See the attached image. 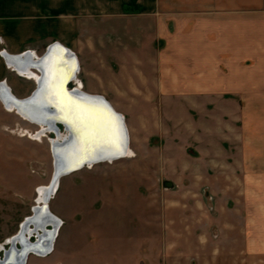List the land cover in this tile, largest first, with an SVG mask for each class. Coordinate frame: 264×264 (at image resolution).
Segmentation results:
<instances>
[{
    "label": "rangeland",
    "instance_id": "rangeland-1",
    "mask_svg": "<svg viewBox=\"0 0 264 264\" xmlns=\"http://www.w3.org/2000/svg\"><path fill=\"white\" fill-rule=\"evenodd\" d=\"M90 19L84 14L83 43L69 44L82 60L77 85L91 76ZM101 93L126 117L131 154L60 177L48 201L59 218L82 217V237L91 249L84 261L208 263L219 251L226 264H264V250L256 254L264 247V108L247 109V94H210L172 107L168 94ZM258 99L264 104L263 93ZM5 109L0 107V244L31 214L53 168V133L39 137L40 126ZM104 233L114 258L93 237ZM54 250L47 257L30 253L25 264H54Z\"/></svg>",
    "mask_w": 264,
    "mask_h": 264
},
{
    "label": "crops",
    "instance_id": "crops-1",
    "mask_svg": "<svg viewBox=\"0 0 264 264\" xmlns=\"http://www.w3.org/2000/svg\"><path fill=\"white\" fill-rule=\"evenodd\" d=\"M84 14L91 17V76L78 79L85 92L104 96L123 115L129 139L124 113L101 92L168 94L172 107L210 94H247L251 97H242L247 109L264 108L257 100L264 94V0H0V50L39 56L55 41L69 48L71 42L83 43ZM104 58L112 61L105 68L100 66ZM2 80L16 98L36 86L34 77L8 66L0 54ZM135 104L141 109L145 103ZM5 106L0 100L6 111ZM69 216L60 217L54 264H97L83 259L91 249L82 237V217ZM93 237L114 256L106 233ZM68 257L74 261L68 263ZM209 259L191 264H226L219 251Z\"/></svg>",
    "mask_w": 264,
    "mask_h": 264
},
{
    "label": "water",
    "instance_id": "water-1",
    "mask_svg": "<svg viewBox=\"0 0 264 264\" xmlns=\"http://www.w3.org/2000/svg\"><path fill=\"white\" fill-rule=\"evenodd\" d=\"M53 45H58V46L61 45L62 47L69 49L68 47L56 41L52 42L46 47L45 51L38 58L39 61H37L39 62L37 64V67H40V69L42 70L40 80L38 81V83H36L35 88L32 90V92L29 95H27L24 98H16L14 95L11 94L8 86L5 85V83H3V80L0 81V100L2 103H4L3 101H5V99L11 98L12 101H14L16 105L21 107V109L22 108L25 109L26 112L30 113L31 115L38 116V118L41 121H43L41 123H44V124L49 123L51 129L55 133L58 132V126H61V125L63 126L62 127L63 130H68L69 132L67 137L62 138L61 140L56 139L53 145H51L53 168H52V176L48 183L49 186H52L59 177L64 176L68 173H71L72 171H75L81 168L83 165H88V163L93 164V163L102 162V161L103 162L109 161V160L111 161V160H115V159L123 157L124 155H126L125 148L129 144L128 131H127V127H126L123 115L120 112L116 111L104 96L100 94L88 93L81 89H76V88L66 89L65 88V96L69 100L73 101L74 104L83 103L86 107H94V108L104 110L108 115L113 116V118H115V120L118 121L119 126L121 127L123 131L122 143L119 149L108 147L103 144H97V145H94V148L92 149L91 154H89L85 158L77 159V153H80L81 151L80 150V143L82 142L81 136H78V131L76 127L72 125L71 122L69 123L65 119V117L63 116H62L63 118L61 117V110L56 108L54 103L47 99V95H48L47 93L50 90V84L48 83H50V78H51L48 72L50 71V68L52 67V65L55 64V62L52 59V54H51L53 51V48H52ZM21 56L32 59L31 51H24L23 53H19V54H9V53L3 52V58L5 59V62L7 65L9 64L8 60L10 58L17 59V58H21ZM67 58L71 60L72 63L74 62V65L71 66V72L75 74V72L78 71V65H77L78 61H77L75 53L69 50ZM74 74L66 81V84L73 79ZM32 121H35V120H32ZM35 122L39 123L37 121ZM69 156L74 157V159L72 158L69 159ZM49 197H50V194L46 196L45 198L46 203L44 202L42 203V205L40 206V210L37 214H35L34 212V209L36 207V205H34L32 207L31 215L26 216L24 220L20 223V227L18 231L16 232L15 236L20 237V235L23 234L22 236L25 237V239L22 241V243L24 245L25 244L26 245L36 244V242L39 241V237L43 235L42 233L41 234L38 233V229H40L38 228L39 226H37V228H34L33 226L34 223L31 221L28 224V226L32 224V228H31L32 233H35L37 235V241L30 242L28 238L25 236L24 233L26 232V230L23 231L22 226L28 221V219L34 218L35 215L45 214L46 216H48V215L53 214L49 211L48 204H47ZM44 231L47 232L50 230L44 228ZM48 239H51V237H49ZM22 243L20 244L21 248H17L15 245V242H14V245L12 243V244H9L8 248H3V256L0 258V261L4 259L6 252H10L14 250L17 252V256L19 257V259H17V261L13 263L16 264L18 262L17 264H19V262H23L26 259L27 254L31 251L33 252V250L31 248H28V246L27 248L24 247ZM47 252L49 251H46L44 253L46 254ZM8 254L11 255V252ZM8 261L9 260H7V263H9Z\"/></svg>",
    "mask_w": 264,
    "mask_h": 264
},
{
    "label": "bare ground",
    "instance_id": "bare-ground-1",
    "mask_svg": "<svg viewBox=\"0 0 264 264\" xmlns=\"http://www.w3.org/2000/svg\"><path fill=\"white\" fill-rule=\"evenodd\" d=\"M59 46L58 45H53L52 46L53 51H52L51 54H52V59L55 62V64L52 65V67L50 68V71L48 72L50 77H51L50 78V83H48V84H50L51 87L59 86L60 88H62L64 94H65V88L66 89L76 88V89L83 90V87L80 86L81 84L77 85V81H76L77 80L76 74L79 71V64L78 63H77L78 71H76L75 74L71 72V66L74 65V62L72 63V61L67 58L69 50H71V49L69 47H68L69 49H66V48L62 47L61 45H59ZM4 53H6V52L4 51ZM39 57H40V55L38 56V55H34L33 54L32 55V59H29V58L23 57V56H21V58H17V59L10 58L8 60V62H9L8 66L11 65L17 72L24 73V74H27V75H29L31 77H34L35 80H36V81L34 80L35 81V85H36V83H38V81L40 80L41 71H42L40 69V67H37V64L39 63V62H37V61H39V59H38ZM76 58H77V56H76ZM31 64H33V65H31ZM29 68H34L35 71L36 70L37 71L36 72L35 71H30ZM73 74H74L73 79L66 84V81ZM74 82H75L76 85L70 86V84H72ZM79 82L80 81L78 80V83ZM3 83H5V80H3ZM47 99L49 101H51V98L48 95H47ZM65 99L69 100L66 96H65ZM3 102H4L3 104H5L7 106V107L6 106L5 107L7 109L9 108L8 109L9 112H16V114H18L24 120L29 121L31 123H34V124H37L38 126H40V129H39L40 132L37 133V136L40 137L45 132H47V131L50 132L52 130L50 125H49V123H45V124L41 123L43 121H41L38 118V116L31 115L30 113L26 112L25 109H23V108L21 109V107L16 105L15 102L12 101L11 98L5 99V101H3ZM54 105L56 106V108L61 110V117L62 116L65 117V119L69 123L71 122L72 125H74V118H76L79 115V113L71 112V113H73V114H71L67 109H64L63 106H59L58 107L57 103H54ZM78 105H82L84 109H87V111L84 113V116L90 123H94L96 121H104V120H107V119H115V118H113V116L108 115L102 109H98V108H94V107H86L83 103L82 104H78ZM32 120H35V121H37L39 123H36L35 121H32ZM62 127H63L62 125H61V128H60V126H58V132L57 133H55L53 130L51 131L53 133V136L49 138V141H50L51 145H53V143H54V141L56 139L57 140H61L62 138L67 137L69 132H68V130H63ZM78 136H80L79 132H78ZM97 144H99V143L94 142V141H85V140L82 139V142L80 143V150L81 151H80V153H77V159L85 158L86 156L91 154L92 153V149L94 148V145H97ZM129 148L130 147H129V144H128V146L125 148L126 155H124L123 157L127 156V154L128 155L131 154V149L129 150ZM71 158L74 159V157L69 156V159H71ZM111 161H113V160H111ZM97 163H99V162H97ZM93 164H95V163H93ZM93 164L88 163V165H83L81 168L88 167V166H91ZM58 179L56 180V182L52 186L47 185L44 189H40L38 191L40 198H38L37 201H36V207L34 209L35 214H37L39 212L40 206L42 205V203L43 202L46 203V201H45L46 196L50 194V197H51V195L56 191L57 184H58ZM50 197H49V199H50ZM48 201H47V204H48ZM51 215H48V216H46L45 214L35 215L34 218L28 219V221L22 226V230L23 231L26 230V232L24 234H25V236L27 238H28V236H31V233H32V229H31L32 228V224H30L29 226H28V224L32 221L34 223V225H33L34 228H37V226H39L38 228H40V229H38V231L41 230L43 235L39 237V241L36 242V244H34V245H31V244L30 245L29 244L26 245L25 244L24 245L22 243V241L25 239V237L22 236L23 234H21L20 237H17V236H15L16 235V233H15V234L11 235L10 237H8L6 239V241H4V243L0 244V249L3 250V248H6L4 246L5 243H7V244H12L13 243V245H14V242H15V244L16 243H20V244L22 243L23 246L26 247V248L28 246V248H31L33 250V252L31 251L29 253H33L35 255L42 256V255L45 254L44 252H46V251L50 252L52 250L53 240H54L55 236L57 235V229L59 228V226L61 224L60 223L61 219L58 216H56L54 213L51 214ZM50 226L53 227V230L51 229L50 231L45 232L44 228L48 229ZM49 237H51V239H48ZM10 252H11V255L8 254ZM10 252H6V254L4 256V259L2 261H0V264H14L13 262H15V261H17V259H19V257L17 256V252L16 251L12 250ZM47 254H48V252L46 253V255ZM27 257L28 256H26V258ZM0 258H1V256H0ZM7 260H9L8 261L9 263H7ZM25 262H26V259L23 262H19V264H25Z\"/></svg>",
    "mask_w": 264,
    "mask_h": 264
},
{
    "label": "snow or ice",
    "instance_id": "snow-or-ice-1",
    "mask_svg": "<svg viewBox=\"0 0 264 264\" xmlns=\"http://www.w3.org/2000/svg\"><path fill=\"white\" fill-rule=\"evenodd\" d=\"M48 96L51 98V102L57 103L58 107L63 106L69 112L79 113L74 118V126L80 133L81 139L119 149L122 143L123 131L117 120L107 119L90 123L84 116L87 109H84L82 105L74 104L71 100H66L65 94L59 86H50Z\"/></svg>",
    "mask_w": 264,
    "mask_h": 264
},
{
    "label": "flooded vegetation",
    "instance_id": "flooded-vegetation-1",
    "mask_svg": "<svg viewBox=\"0 0 264 264\" xmlns=\"http://www.w3.org/2000/svg\"><path fill=\"white\" fill-rule=\"evenodd\" d=\"M61 127V126H60ZM48 132V131H47ZM53 227L52 226H50L49 228H48V230H51ZM39 232V234H41L42 233V231L40 230V231H38ZM31 239V240H30ZM28 240L30 241V242H34V241H37V235L35 234V233H31V236H28ZM5 246H6V248H8V246H9V244H4ZM16 245V247L17 248H21V245H20V243H16L15 244ZM0 252H1V257L3 256V250H1L0 249ZM30 254V253H29ZM28 254V255H29ZM27 255V256H28Z\"/></svg>",
    "mask_w": 264,
    "mask_h": 264
},
{
    "label": "built area",
    "instance_id": "built-area-1",
    "mask_svg": "<svg viewBox=\"0 0 264 264\" xmlns=\"http://www.w3.org/2000/svg\"><path fill=\"white\" fill-rule=\"evenodd\" d=\"M3 50H4V49L0 50V54L2 55V57H3V52H4Z\"/></svg>",
    "mask_w": 264,
    "mask_h": 264
}]
</instances>
